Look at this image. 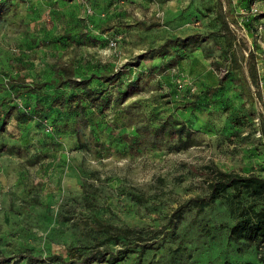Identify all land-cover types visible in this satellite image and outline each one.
Segmentation results:
<instances>
[{
    "label": "rangeland",
    "instance_id": "rangeland-1",
    "mask_svg": "<svg viewBox=\"0 0 264 264\" xmlns=\"http://www.w3.org/2000/svg\"><path fill=\"white\" fill-rule=\"evenodd\" d=\"M223 19L235 35L233 69L221 57ZM193 34L209 37L144 56ZM63 71L90 77L97 101L61 83ZM260 76L264 0H0V106L8 111L0 118V253L7 264L21 252L66 257L71 245L115 251L137 242L136 233L105 242L99 222L142 229L140 242L152 245L139 264H264L256 241L229 236L237 202L221 197L198 213L186 203L204 194L213 166L264 176ZM210 86L217 87L206 94ZM56 98L63 103L52 105ZM133 102L153 128L167 116L183 123L190 144L177 147L173 137L130 152L124 134L135 131L124 108ZM257 202L264 206V196ZM137 250L112 264H135Z\"/></svg>",
    "mask_w": 264,
    "mask_h": 264
},
{
    "label": "trees",
    "instance_id": "trees-1",
    "mask_svg": "<svg viewBox=\"0 0 264 264\" xmlns=\"http://www.w3.org/2000/svg\"><path fill=\"white\" fill-rule=\"evenodd\" d=\"M253 13L252 15H256ZM143 28L155 27L158 24L151 22H138L135 24ZM217 35L222 37L223 51L221 57L228 60L227 68L233 69L237 62L235 53L233 52L232 45L235 41V35L229 27L226 20H222ZM208 35L193 34L185 37L168 38L163 43L156 47L149 48L148 54H144L148 58L162 56L168 52L170 45H178L186 48L191 43L195 45H202ZM206 53V52H205ZM209 56L207 52L205 54ZM249 61L254 58L253 53L248 54ZM254 78V72L251 70L249 75ZM61 83H66L68 88L80 87L83 89L81 96L85 97L90 102L97 101V94L88 87L90 77L77 79L72 74L63 71ZM100 81H114L116 76L101 75L98 76ZM222 78L219 79L218 85L220 86ZM217 87V86H216ZM216 87H208L206 94H210ZM24 89L34 91V87L25 86ZM79 99V97H77ZM63 102L59 98L54 99L52 105H61ZM139 106L136 103H131L124 108L126 115V125L133 127L135 134H124V139L129 147V151L136 153L139 148H146L147 146H160L167 140L176 137L178 146H188L191 140V131L183 123H176L172 120L171 116L162 119L156 127H151L145 121L144 115L138 111ZM8 111L0 106V118L2 123L7 118ZM204 194L197 195L186 200L190 206L195 207L196 212H201L207 205L221 197H227L237 202V214L234 223L230 227L229 236L233 239L245 238L247 241H256L258 243L260 252V260L264 263V206H258L257 199L264 196V176H259L254 173H240L234 170H223L217 166H213L204 176ZM179 210V208H177ZM172 227L175 225L173 218L168 221ZM106 233L105 242L117 239L119 237L128 238L130 235L136 233L135 241L131 244H125L123 248L115 251L110 250L108 247L102 248L99 245L80 246L71 245L67 249L66 257L62 254L52 252L46 255L33 254L31 252H21L17 254V259L11 264H92L96 261H106L110 264L116 263L124 258V256L134 251L138 246L136 252L135 264L140 263L141 255L145 249L151 247V242L142 241V229L135 230L130 227L116 226L112 224H105L99 222ZM139 241V242H138ZM11 260L9 256L0 253V264H7ZM251 264V263H245Z\"/></svg>",
    "mask_w": 264,
    "mask_h": 264
},
{
    "label": "built area",
    "instance_id": "built-area-1",
    "mask_svg": "<svg viewBox=\"0 0 264 264\" xmlns=\"http://www.w3.org/2000/svg\"><path fill=\"white\" fill-rule=\"evenodd\" d=\"M251 11L254 13V12L257 11V9L254 7V8H252ZM259 28H260V27H259ZM259 84H260V86L264 85V77H261V76H260V78H259ZM263 102H264V96H263Z\"/></svg>",
    "mask_w": 264,
    "mask_h": 264
}]
</instances>
